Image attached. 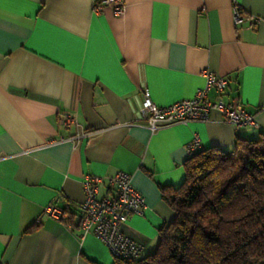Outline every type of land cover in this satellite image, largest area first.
<instances>
[{"label": "crops", "instance_id": "crops-1", "mask_svg": "<svg viewBox=\"0 0 264 264\" xmlns=\"http://www.w3.org/2000/svg\"><path fill=\"white\" fill-rule=\"evenodd\" d=\"M120 1L116 14L100 0H0V264H112L106 246L82 233L79 205L85 175L103 178L102 198L113 195L106 178L117 171L144 201L120 224L144 257L174 219L160 186L182 183L192 138L197 150L229 152L237 137L264 134V0ZM204 71L227 79L221 98L254 125L212 111L151 131L142 92L158 106L191 98ZM60 114L76 125L61 126ZM49 203L62 219L41 215Z\"/></svg>", "mask_w": 264, "mask_h": 264}, {"label": "trees", "instance_id": "trees-1", "mask_svg": "<svg viewBox=\"0 0 264 264\" xmlns=\"http://www.w3.org/2000/svg\"><path fill=\"white\" fill-rule=\"evenodd\" d=\"M183 169L178 187L160 186L174 219L155 249L112 264H264V134L196 150Z\"/></svg>", "mask_w": 264, "mask_h": 264}, {"label": "built area", "instance_id": "built-area-1", "mask_svg": "<svg viewBox=\"0 0 264 264\" xmlns=\"http://www.w3.org/2000/svg\"><path fill=\"white\" fill-rule=\"evenodd\" d=\"M101 4H112L113 11L120 14L124 5L120 0H100ZM235 23H242L238 7H233ZM205 85L196 90L193 97L181 99L170 105L158 106L150 98L149 92H142L141 112L143 121L151 130L161 125L193 121H207L212 111L219 113L220 118L235 127L254 125L252 115L247 113L241 104L230 103L220 96L228 85L227 79L218 77L207 71L203 72ZM213 89L218 95L215 100L208 98V91ZM58 123L67 127L76 125V119L71 114H60ZM85 136L84 133L72 135L69 139L76 141ZM199 148V139L194 136L186 146L187 154L191 155ZM103 182L102 177L85 175L82 181L84 197L79 205L81 215L80 229L83 234L91 233L107 248L112 258L136 259L140 257L143 246L134 239L124 235L120 224L130 215L141 214L144 201L141 194L133 187L131 175L125 171H117L106 178L108 186L113 189V195L98 198V188ZM41 215L54 219H62L63 211L49 203L43 207Z\"/></svg>", "mask_w": 264, "mask_h": 264}]
</instances>
